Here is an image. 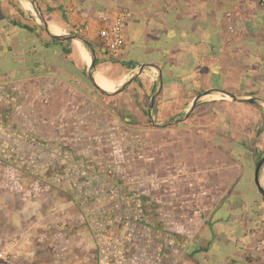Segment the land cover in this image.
Returning a JSON list of instances; mask_svg holds the SVG:
<instances>
[{"label": "crops", "instance_id": "0c3cea01", "mask_svg": "<svg viewBox=\"0 0 264 264\" xmlns=\"http://www.w3.org/2000/svg\"><path fill=\"white\" fill-rule=\"evenodd\" d=\"M35 1L34 6L29 0H0V91L21 81L64 80L79 82L95 96L99 78L116 92L136 76L110 97L125 115H148L150 125V102L158 89L153 111L158 123L186 115L206 91L233 93L241 100L222 92L203 96L174 126L196 136L203 150L232 153L240 173L230 177L227 170L219 195L207 196L210 205L195 213L201 217L173 227L183 242L168 245L134 237L137 245L115 249L84 229L82 213L80 230L72 233L51 217L59 215L56 208L38 210L31 197L7 207L6 197H0V246L3 253H14L11 264H264V197L254 184L256 163L264 157V105L245 101L264 99V7L259 0ZM119 10L133 17L125 26L124 48L111 55L100 48L98 30ZM40 16L50 30L58 28L61 36L76 32L93 46L95 83L89 78L88 48L75 39L51 37ZM79 44L87 50L86 62ZM142 65L151 66L138 73ZM260 180L264 186V170ZM147 226L142 223L138 230ZM102 235L125 238L127 233L125 225L111 226Z\"/></svg>", "mask_w": 264, "mask_h": 264}, {"label": "rangeland", "instance_id": "374dc122", "mask_svg": "<svg viewBox=\"0 0 264 264\" xmlns=\"http://www.w3.org/2000/svg\"><path fill=\"white\" fill-rule=\"evenodd\" d=\"M4 91L10 98L0 108L4 123L37 143L62 149L70 163L82 166L85 172L135 197L128 205L132 207L129 212L111 216L113 224H101V234L111 226L125 225L131 239L139 235L146 242L151 239L164 245L172 240L182 243L184 237L173 233V227L187 226L196 212L210 205L207 196L219 195L221 176L227 170L230 177L240 173L234 166L236 159L232 153L228 152L227 156L203 150L197 145L196 136L179 132L174 125L167 130L156 129L149 124L148 115H125L124 108L114 98L97 92L93 96L79 82L27 80L8 84ZM215 162H223V166L216 167ZM63 170L65 166L59 163L41 173L40 168L33 171L26 164L18 166L14 160L0 157V197H6L7 207H17L22 198L31 197L38 210L56 208L59 215L51 217L63 230L72 233L80 230L82 213L84 229L89 228L91 236H96L97 219L101 218L95 213L106 201L89 211L83 210L75 189L67 191L51 180L54 173L62 174ZM255 189L258 191L256 186ZM212 203L217 206L220 199H213ZM195 217L201 216L197 213ZM142 223H147V229L151 230L139 231ZM4 233L9 235V231ZM108 245L123 248V245ZM3 254L0 264H11L14 253L8 250Z\"/></svg>", "mask_w": 264, "mask_h": 264}, {"label": "flooded vegetation", "instance_id": "af4514ba", "mask_svg": "<svg viewBox=\"0 0 264 264\" xmlns=\"http://www.w3.org/2000/svg\"><path fill=\"white\" fill-rule=\"evenodd\" d=\"M5 100H10V98L5 91H0V108ZM0 115L4 114L0 111ZM61 155H64L66 159H62ZM0 157L8 161L14 160L18 163V166L26 164L33 171H37V168H40L41 173L57 167L59 163H63L65 170H63L62 174L54 173L55 175L52 176L51 180L59 183L60 186L63 185L66 187L67 191H73L75 189V194L80 196V201L83 203V210L89 211L92 206L106 201L105 204L98 207L95 213L101 218V220L97 219V222H99L97 223V241L103 243L108 241L107 243L115 246H130L129 241H134L131 239L130 234L125 237L128 243H125V240L121 241L117 238L103 236L101 234L103 230L101 226H105L104 224H113L114 222L111 216L129 212L132 207H128V205H131V200L135 197L124 194L113 184L106 182L104 179L100 180L96 176L85 172L82 166L72 164L69 160L68 162V157L62 149L54 148L48 144L37 143L35 139L18 131V129H13L12 126L4 123L0 118ZM42 177L47 178L48 176L42 174ZM114 221L116 222V220ZM144 230L147 231L148 229L145 227ZM135 239L141 240L139 235Z\"/></svg>", "mask_w": 264, "mask_h": 264}, {"label": "water", "instance_id": "95a60500", "mask_svg": "<svg viewBox=\"0 0 264 264\" xmlns=\"http://www.w3.org/2000/svg\"><path fill=\"white\" fill-rule=\"evenodd\" d=\"M30 3H32V5H36V1L35 0H29ZM38 13H39V8H38ZM41 20H42V24H43V28L45 29V31L53 38L57 39V40H69V39H75V40H78L80 42H82V44L88 48L90 54H91V57H92V63H91V67H90V70H91V74L89 75V78L90 80L95 83V80H94V76H93V70L96 66V54L94 52V48L93 46L88 42L86 41L83 37H81L80 35H78L76 32L74 33H71L70 35H56L54 34L48 27V24L46 23V21L44 20V18L42 16H40ZM148 66H151V65H142V67H140V70L138 73H140L142 70H144L146 67ZM153 67L155 68H158L156 67L155 65H152ZM136 79V76H134L129 82H127L125 85H123L121 88H119L116 92H110V91H107L105 89H103L102 87L97 86V89L100 91V93H102L103 95H107V96H113L119 92H122L124 91L134 80ZM161 84V83H160ZM160 89H158L156 91V93L154 94L151 102H150V109H151V115H150V122L153 126H156V127H160V128H166V127H170V126H173V125H176L182 121H184L186 118H188L190 116V114L192 113V111L194 110L195 106H196V103L198 100H200L203 96H206L208 94H212L214 92H222L228 96H230L232 99L234 100H237V101H240L241 98L233 93H230V92H227V91H222V90H210V91H206L204 92L202 95H200L199 97H197L193 103V105L191 106L190 110L187 112L186 115L184 116H180V117H176L175 119H172L168 122H165V123H158L155 121V115H154V106H155V100H156V97L158 96L159 94V91ZM245 101L249 102V103H254V104H261V105H264V99H261V98H257V97H252V98H249V99H246ZM264 170V157H262L259 161H257L256 163V166H255V170H254V184L258 190V192L264 197V186L260 180V176H261V172Z\"/></svg>", "mask_w": 264, "mask_h": 264}, {"label": "built area", "instance_id": "2783aa9c", "mask_svg": "<svg viewBox=\"0 0 264 264\" xmlns=\"http://www.w3.org/2000/svg\"><path fill=\"white\" fill-rule=\"evenodd\" d=\"M259 2L264 7V0H259ZM132 17L133 13L129 10L116 11L111 23L98 30L100 48L111 55L120 52L126 44L125 26ZM4 256L5 254L0 253V259Z\"/></svg>", "mask_w": 264, "mask_h": 264}, {"label": "bare ground", "instance_id": "6f19581e", "mask_svg": "<svg viewBox=\"0 0 264 264\" xmlns=\"http://www.w3.org/2000/svg\"><path fill=\"white\" fill-rule=\"evenodd\" d=\"M29 9H32L31 6L29 5V3H26L25 4ZM35 14V13H34ZM52 32L56 35H59L61 32L58 28H51ZM62 31V29H61ZM78 49H79V52L81 53V58L86 62V52L87 50H85L82 46H80V44L78 45ZM87 55L88 57L90 58V62L89 64L91 63V56L89 55V53L87 52ZM95 75V74H94ZM140 79V78H139ZM115 83V82H114ZM98 84L105 90L107 91H113V88H107L105 86H110L112 85L109 81H107L106 79H101L99 78L98 80Z\"/></svg>", "mask_w": 264, "mask_h": 264}, {"label": "trees", "instance_id": "16d2710c", "mask_svg": "<svg viewBox=\"0 0 264 264\" xmlns=\"http://www.w3.org/2000/svg\"><path fill=\"white\" fill-rule=\"evenodd\" d=\"M14 129V128H13Z\"/></svg>", "mask_w": 264, "mask_h": 264}]
</instances>
